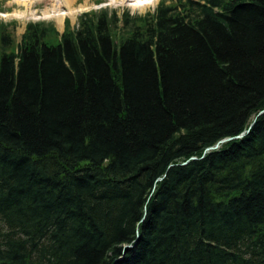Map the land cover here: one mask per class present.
<instances>
[{"label": "trees", "instance_id": "16d2710c", "mask_svg": "<svg viewBox=\"0 0 264 264\" xmlns=\"http://www.w3.org/2000/svg\"><path fill=\"white\" fill-rule=\"evenodd\" d=\"M11 25L0 264H264V0Z\"/></svg>", "mask_w": 264, "mask_h": 264}, {"label": "rangeland", "instance_id": "374dc122", "mask_svg": "<svg viewBox=\"0 0 264 264\" xmlns=\"http://www.w3.org/2000/svg\"><path fill=\"white\" fill-rule=\"evenodd\" d=\"M57 0H0V23L12 24L11 31L18 41L21 43L22 36L26 31L28 23H50L54 24L60 34L64 30L75 29L78 25L79 18L86 13L100 12L103 10L117 11L119 15L129 13L130 16L145 15L157 8L162 0H148L151 2L146 7L134 8L129 5L136 4L142 0H126L123 5L121 0H76L72 6L73 10H78L81 6L86 9L77 12L76 15H68L64 19L63 27L58 26L54 19L47 18L46 12L52 11V6L56 4ZM166 4H172L174 0H163ZM29 4V6L27 5ZM61 12H69L70 9L66 6L61 7ZM69 26V27H68Z\"/></svg>", "mask_w": 264, "mask_h": 264}, {"label": "bare ground", "instance_id": "6f19581e", "mask_svg": "<svg viewBox=\"0 0 264 264\" xmlns=\"http://www.w3.org/2000/svg\"><path fill=\"white\" fill-rule=\"evenodd\" d=\"M75 1L76 0H57L56 1L57 3L52 6V11L46 12L48 14L47 18L54 19L57 22L58 26L63 27V24H64L63 22H64V19L66 18V16L72 15V14L76 15L77 12H81V11H84L86 9L84 6H81L78 10L74 11L72 6L75 4ZM121 1H122L123 5L126 3L125 2L126 0H121ZM150 4H151L150 1L142 0L136 4H132L129 6L134 7V8H139V7H146ZM27 5L29 6V4H27ZM62 6L68 7L70 9V11L69 12H61L60 9ZM191 160H195V159L191 158L190 161ZM190 161H188V162H190Z\"/></svg>", "mask_w": 264, "mask_h": 264}, {"label": "water", "instance_id": "95a60500", "mask_svg": "<svg viewBox=\"0 0 264 264\" xmlns=\"http://www.w3.org/2000/svg\"><path fill=\"white\" fill-rule=\"evenodd\" d=\"M263 113H264V111H262V112L260 113V115L263 114ZM244 135H245V134H242L241 136L236 137V138H227V139H224V140L220 141L216 146L211 147V148H208L207 151L218 149V148H220L221 144L226 143V142H229V141H232V140H234V139L242 138ZM194 159L196 160L195 157H194Z\"/></svg>", "mask_w": 264, "mask_h": 264}]
</instances>
